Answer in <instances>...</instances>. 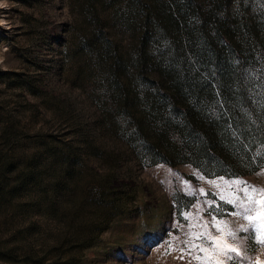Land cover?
<instances>
[{"label":"rangeland","instance_id":"obj_1","mask_svg":"<svg viewBox=\"0 0 264 264\" xmlns=\"http://www.w3.org/2000/svg\"><path fill=\"white\" fill-rule=\"evenodd\" d=\"M263 22L264 0H0V264H264L233 214L264 163L228 125L206 154L189 115L234 108L229 29L264 115Z\"/></svg>","mask_w":264,"mask_h":264},{"label":"trees","instance_id":"obj_2","mask_svg":"<svg viewBox=\"0 0 264 264\" xmlns=\"http://www.w3.org/2000/svg\"><path fill=\"white\" fill-rule=\"evenodd\" d=\"M255 31L258 41L264 45V22L256 24ZM217 37L218 41L223 43L224 50H229V52L227 56H224L223 50L215 52L217 64L213 75L219 82L226 79L225 82L229 86L228 94L233 101L231 104L234 108L228 114L226 110H219L217 112L219 116L214 120L208 115L206 119L202 111H196L197 116L195 117L189 113L193 126L197 127L194 128L197 132V140L206 154L210 155L209 152L213 151L218 157L219 149L213 140L224 141L227 135L228 139L233 141L228 129L225 130V134L220 131L223 126L228 125L238 144V150L246 156V159L251 162L255 161L257 164L264 163V115L260 111L262 97L260 92L252 87L257 76L253 73L256 68L252 64L255 55L251 49L246 51L244 50L246 48L235 44L231 29L224 32L219 30ZM174 95L170 93V97L173 98ZM179 110H182L180 106ZM184 118L188 123L189 119L186 116Z\"/></svg>","mask_w":264,"mask_h":264},{"label":"snow or ice","instance_id":"obj_3","mask_svg":"<svg viewBox=\"0 0 264 264\" xmlns=\"http://www.w3.org/2000/svg\"><path fill=\"white\" fill-rule=\"evenodd\" d=\"M235 183L243 186L241 190L244 193V197L239 204V207L243 210V212L233 214H243L244 219L248 222V227L242 228L241 231H251L253 235L257 236L260 243H264V238H259L258 235L261 231V228L264 227V189L250 185L245 181H236ZM228 203H236V201L229 200ZM228 235L235 236L236 234L234 232H229ZM204 239L209 243L210 246H215L216 237H213L211 233L205 235ZM194 246L200 247L199 245ZM201 250L203 251L204 249L201 248ZM231 251L236 252L237 250L231 249ZM224 255H226L230 261L234 259L232 256L228 255L227 252H225ZM257 264H259V262H257Z\"/></svg>","mask_w":264,"mask_h":264}]
</instances>
